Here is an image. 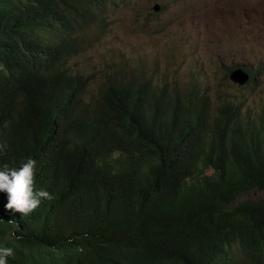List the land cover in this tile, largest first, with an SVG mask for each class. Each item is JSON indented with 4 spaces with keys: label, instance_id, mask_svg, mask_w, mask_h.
<instances>
[{
    "label": "trees",
    "instance_id": "16d2710c",
    "mask_svg": "<svg viewBox=\"0 0 264 264\" xmlns=\"http://www.w3.org/2000/svg\"><path fill=\"white\" fill-rule=\"evenodd\" d=\"M115 2L0 0V169L31 157L56 202L81 201L21 218L0 202L8 264H264V199L247 198L264 191V114L242 120L227 104L211 116L208 99L168 100L143 76L86 100L67 63L106 33ZM113 203L135 222L120 226Z\"/></svg>",
    "mask_w": 264,
    "mask_h": 264
},
{
    "label": "rangeland",
    "instance_id": "374dc122",
    "mask_svg": "<svg viewBox=\"0 0 264 264\" xmlns=\"http://www.w3.org/2000/svg\"><path fill=\"white\" fill-rule=\"evenodd\" d=\"M119 2L108 12L106 33L67 63L71 73L88 81L86 100L112 79L128 82L143 76L152 79L151 92L165 88L168 100L174 95L208 99L211 116L222 105L233 104L242 120L261 119L264 0ZM234 68L257 72L253 81L238 86L228 76ZM247 198L264 199V191H250Z\"/></svg>",
    "mask_w": 264,
    "mask_h": 264
},
{
    "label": "clouds",
    "instance_id": "9594fccd",
    "mask_svg": "<svg viewBox=\"0 0 264 264\" xmlns=\"http://www.w3.org/2000/svg\"><path fill=\"white\" fill-rule=\"evenodd\" d=\"M243 70L248 72L245 69ZM230 71L231 70H229V72ZM250 80L251 75L249 81ZM180 146H182V143L179 147ZM6 148V143H0V152L5 151ZM82 151L86 161L92 163L90 147L85 146ZM36 168L37 161L29 157L26 161L22 162L19 168H10L5 164L3 168L0 169V202L5 213L9 216L18 218L30 215L37 209L45 210L50 216L57 210L70 213L74 206L81 202L80 199L74 197L68 191H64L60 194L61 200L56 202L52 194L46 190L51 186V180L46 178L43 173L36 172ZM68 186L71 187V185ZM128 206L129 205L117 206L114 203L112 204V207L119 210L122 216V223L120 226L126 222H135L134 218L127 210ZM105 220L107 229L113 228L108 223L107 219ZM21 238L22 237H17V239ZM9 258H15V250L12 247L0 246V264H8Z\"/></svg>",
    "mask_w": 264,
    "mask_h": 264
},
{
    "label": "water",
    "instance_id": "95a60500",
    "mask_svg": "<svg viewBox=\"0 0 264 264\" xmlns=\"http://www.w3.org/2000/svg\"><path fill=\"white\" fill-rule=\"evenodd\" d=\"M158 9V6L155 5V10ZM229 80L237 84L238 86H245L249 79L250 75L248 72L244 71L242 68H234L229 72Z\"/></svg>",
    "mask_w": 264,
    "mask_h": 264
}]
</instances>
